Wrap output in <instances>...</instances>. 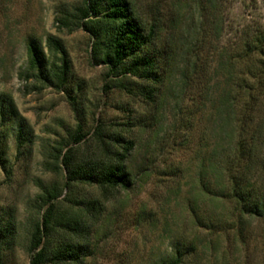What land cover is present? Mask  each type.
<instances>
[{"label":"rangeland","instance_id":"1","mask_svg":"<svg viewBox=\"0 0 264 264\" xmlns=\"http://www.w3.org/2000/svg\"><path fill=\"white\" fill-rule=\"evenodd\" d=\"M132 2L146 28H155L165 77L154 84L122 76L123 88L93 58L94 38L76 24L86 0H0V148L6 160V168L0 164V219L13 226L12 245L0 246V264H31L30 237L47 207L41 199L46 189L59 195L65 220L81 223L77 234L56 235L86 246L79 264H166L177 251L181 264H264V219L242 215L222 190L231 128L215 129L212 108L228 88L219 58L244 23L264 27V1L224 0L220 35L199 0ZM50 36L68 54L63 90L29 70L31 38L59 64L48 48ZM244 66L236 64L235 84ZM152 87L160 93L150 98L146 89ZM5 100L16 109L11 115L1 113ZM101 126L104 135L122 134L134 143L125 162L128 188L67 182L62 155L72 149L77 160L100 156ZM255 143L253 164L264 168V144ZM89 202L96 204L92 212L84 208Z\"/></svg>","mask_w":264,"mask_h":264},{"label":"trees","instance_id":"2","mask_svg":"<svg viewBox=\"0 0 264 264\" xmlns=\"http://www.w3.org/2000/svg\"><path fill=\"white\" fill-rule=\"evenodd\" d=\"M199 6L212 17L214 29L220 35L225 24L224 0H199ZM79 12L76 24L94 38L93 58L108 67L109 77L117 78L114 79L116 86L127 88L123 79H118L122 76L146 79L154 84L163 81V57L154 48L155 28H146L137 15L132 0H86ZM234 40L225 51L227 54L222 53L219 58L229 75L226 82L228 88L212 101L215 129L223 131L228 126L231 128L230 158L223 167L227 182L222 190H226L242 215L264 219V183L257 184L258 178L264 174V168L263 165L255 167L253 164L256 157L255 140L264 144V27L256 22L244 23L236 31ZM47 44L58 58L59 64L51 62L42 44L31 38L28 41L29 70L45 84L63 90L70 73L68 54L59 38L50 36ZM238 63L246 68L242 80L235 84L234 70ZM157 92L160 93L159 87L146 89L150 98ZM4 103L1 113L5 115L7 111L9 115L13 114L16 109L12 102L5 100ZM103 130L101 126L96 131L101 144L100 156L77 160L72 149L62 155L61 163L65 167L69 184L81 181L96 185L103 191L132 186L131 173L125 162L134 143L125 139L122 134L106 136ZM18 139L19 146H22L21 132ZM80 140L81 137H78L76 143ZM0 164L6 168L1 148ZM252 173H258V178L254 179ZM58 197L54 190L47 189L41 196L42 207H47L31 232V264H79L86 256L85 245L56 240V235L61 230L76 234L81 231L80 222L65 220L59 212L55 202ZM84 208L87 212H92L96 209V204L89 202ZM12 229L10 221L0 219L1 247L10 248L12 245ZM177 253V257L166 264H181L182 254L179 251Z\"/></svg>","mask_w":264,"mask_h":264}]
</instances>
